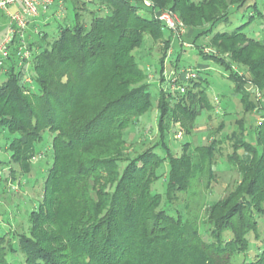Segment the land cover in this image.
Masks as SVG:
<instances>
[{
	"label": "trees",
	"instance_id": "16d2710c",
	"mask_svg": "<svg viewBox=\"0 0 264 264\" xmlns=\"http://www.w3.org/2000/svg\"><path fill=\"white\" fill-rule=\"evenodd\" d=\"M88 1L102 13H91L89 25L83 22L86 3L71 0L74 26L61 28L53 43L46 34L41 44L28 43L33 86L23 81L26 68L19 67L16 48L4 66L0 127L14 136L10 178L15 182L31 174L36 145L45 133L52 138L53 163L28 227L14 232L11 222H4L8 230L0 225V264H235L247 253L248 235L258 232V218L264 216V121L251 126L254 140L245 128L248 115L264 116V76L235 49L245 24L237 34L214 31L228 20L231 5L240 9L248 0H150L154 9L130 0ZM254 8L261 17L256 2ZM164 10L179 15L189 37L212 35L215 53L201 48L200 54L225 67L241 96L243 116L226 138L233 150L226 163L238 177L210 204L206 191L217 184L224 122L210 133L209 144L182 145L181 156L173 155L165 142L171 125L191 135L202 111L214 110L199 75L185 94L160 86L158 139L134 156L128 144L127 131L152 107L149 71L139 67L135 55L146 37L162 44L159 82L165 83L171 36L165 38L166 28L156 17ZM169 64L180 69L178 61ZM250 86L261 100L252 96ZM165 162L169 180L162 197L152 187ZM180 194L186 196L185 214L178 209L171 214L168 206ZM203 224L207 237L201 233ZM226 231L230 239L224 238ZM261 244L254 260L242 264H264V240Z\"/></svg>",
	"mask_w": 264,
	"mask_h": 264
},
{
	"label": "rangeland",
	"instance_id": "374dc122",
	"mask_svg": "<svg viewBox=\"0 0 264 264\" xmlns=\"http://www.w3.org/2000/svg\"><path fill=\"white\" fill-rule=\"evenodd\" d=\"M148 1L151 2L150 0ZM192 1L199 2L200 0ZM83 2L86 3V9L83 13V22L86 25H89L92 19L91 13H94L95 15H101L102 13L99 12L96 3H91L88 0H83ZM255 2L257 3L258 11L262 13L261 17H259L255 11ZM151 3L153 4V2ZM227 3L230 4V0H228ZM79 6L81 7V4ZM228 12L230 13L228 15V20L225 23L218 24L214 34L217 32H235L237 34L242 28V25L245 24V34H242L241 39L239 38L241 41L240 43H236L235 49L240 53L238 54V57L241 56L246 61V65L253 67L255 73L263 78L264 0H248L240 9L231 5ZM173 13L177 18L176 20L184 25L186 33L181 39H179L174 34L172 36L170 30H165V38L171 36V47L169 50L171 53L167 56L165 70L170 72L171 66L169 62L178 61L181 69L191 68L194 71H197L199 75L198 81L203 83V87L210 97L211 104L215 108L211 112L207 110L202 111L197 117L196 128L191 135H187L179 125H171L169 133L166 135L165 142L173 155L181 156L183 154L182 145L188 142H193L199 146L209 144L212 141L210 133L224 122L225 129L219 135V138L223 142L222 149L224 156L219 159V167H216V170H219L217 184L214 183L212 188L209 191H206V200L207 203L210 204L219 198H222L226 193V189L230 188L232 182L238 177L234 170H231L226 163V156L233 153L229 143L226 142V138L227 135H230L236 129V120L243 116L241 96L236 92L234 85L228 80V72L225 67L218 65L215 60L205 58L200 54L201 48L213 49L211 46L212 35L201 38L189 37L185 24L177 13ZM142 14L147 18L151 17L150 14L145 11H143ZM251 15H255V18H250ZM74 16L75 10L71 0H67L62 7L58 6V4L53 5L45 15L34 19L29 24L26 34L28 43L35 41L36 43L41 44V38L45 34L48 36V41L53 43L58 37L61 28L74 26ZM6 24L5 13L0 11V36L4 35ZM209 28L210 26H206L204 30H208ZM257 41H261V44L257 43V45L252 47ZM186 45L192 47L188 48ZM161 47V43H155L154 45L153 41L149 37H146L140 49L135 53L139 67L144 71L149 68V75H152V78L149 79L151 83L149 91L152 95V107L139 122H136V124L127 131L128 144H133L131 151L132 156L148 148L151 142L154 143L158 139L157 122L160 99V85L158 84V81L160 59L162 55ZM253 63H256V65L254 64L253 66ZM246 65H240L239 67L242 70L244 68L248 70ZM236 68H238V66H236ZM6 69L7 67H2L0 69V85L6 81ZM163 86L166 87V83ZM249 89H251V86ZM251 93L254 97L255 94H253L252 91ZM216 98L220 102L219 105L215 103ZM258 121H260V117L254 118L252 115H248L245 120V128L252 140H254L255 135L251 126L254 125V122L258 123ZM180 132H182V139L177 138ZM13 138L14 136L11 135L8 130L0 127V225H5L8 230L9 226L4 222H11L14 232H22L25 227H28V215L37 208L42 200L45 179L53 163V153L51 148L52 138L50 133L44 134L43 140L36 145L37 156L33 161L31 174L23 178H17L18 180L15 182L10 178V168L13 167L10 163V144ZM159 155L162 158H165V150H159ZM127 165L128 162L123 163L122 167H126ZM168 180L169 166L168 163L165 162L160 169L158 180L153 184V192L162 197H166ZM185 197V195L180 194L178 200L175 201V204H173V206H168L169 209L171 208V214L176 215L175 212L177 209L181 211L182 215L185 214L183 209ZM162 206L165 207V202ZM203 215L204 211H201V216L203 217ZM8 219L9 221H7ZM258 219V232H252L248 235L249 249L245 255L235 259V264L252 262L256 254L260 251L262 240H264V216ZM206 229L207 225L203 224L201 226V233L205 237H207ZM231 237V232L226 231L224 233L225 239H230ZM20 258L21 256L19 255L18 259Z\"/></svg>",
	"mask_w": 264,
	"mask_h": 264
},
{
	"label": "built area",
	"instance_id": "2783aa9c",
	"mask_svg": "<svg viewBox=\"0 0 264 264\" xmlns=\"http://www.w3.org/2000/svg\"><path fill=\"white\" fill-rule=\"evenodd\" d=\"M67 0H0V11H3L7 19L6 33L0 36V69L5 66L9 61L11 51L16 48V56L19 61V67H25V73L23 81L29 86H33V80L30 74L32 52L28 49V40L26 37L27 28L29 24L36 18L45 15L47 11L55 4L62 7ZM133 3H140L143 8L154 9V5L148 0H130ZM15 7L16 11H11V8ZM158 20H160L166 29L172 31L176 37L181 39L186 33L184 25L178 20L172 11H161L156 14ZM1 31V29H0ZM18 40V44H15V40ZM188 48L192 47L186 45ZM205 54L215 53V50L210 48H204ZM171 52L169 51L168 54ZM170 68V72L165 70L164 79L166 87L158 81L160 86H163L165 91L173 93L185 94L192 83L198 79V72L191 68L174 69ZM148 71L149 68H148ZM152 75H149V79ZM255 94L256 100L259 101L262 98L261 93L251 87L250 89ZM215 103L219 105V100L216 98ZM264 121V116L260 117L261 123ZM178 139H182V132L177 136Z\"/></svg>",
	"mask_w": 264,
	"mask_h": 264
},
{
	"label": "crops",
	"instance_id": "0c3cea01",
	"mask_svg": "<svg viewBox=\"0 0 264 264\" xmlns=\"http://www.w3.org/2000/svg\"><path fill=\"white\" fill-rule=\"evenodd\" d=\"M11 11H13V12L16 11V8H15V7H12V8H11ZM5 16H6V15H5ZM6 18H7V17H6ZM6 21H7V19H6ZM6 26H7V24H6ZM6 26H5V28H7ZM5 33H6V30H5L4 34H5Z\"/></svg>",
	"mask_w": 264,
	"mask_h": 264
}]
</instances>
